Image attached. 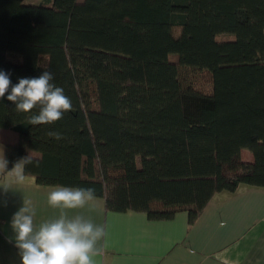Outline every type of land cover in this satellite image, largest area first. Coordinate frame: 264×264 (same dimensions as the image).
Instances as JSON below:
<instances>
[{"label": "trees", "instance_id": "trees-1", "mask_svg": "<svg viewBox=\"0 0 264 264\" xmlns=\"http://www.w3.org/2000/svg\"><path fill=\"white\" fill-rule=\"evenodd\" d=\"M0 70L49 71L72 102L31 125L38 109L0 99L7 170L29 157L40 184L191 222L219 192L264 187V0H0Z\"/></svg>", "mask_w": 264, "mask_h": 264}, {"label": "crops", "instance_id": "crops-1", "mask_svg": "<svg viewBox=\"0 0 264 264\" xmlns=\"http://www.w3.org/2000/svg\"><path fill=\"white\" fill-rule=\"evenodd\" d=\"M26 1L39 4L43 0ZM0 148L5 157L2 141ZM242 156L254 160L248 149H243ZM24 175L22 184L7 191L0 187V264H20L10 222L24 200L35 208L37 227L60 212L47 203L54 185ZM6 179L0 175V185ZM96 197L85 208L68 210L69 216L83 215L106 230L103 254L93 257L94 264H264V187L241 184L235 192H219L193 222L185 210L155 219L143 211L109 210L105 199Z\"/></svg>", "mask_w": 264, "mask_h": 264}, {"label": "clouds", "instance_id": "clouds-1", "mask_svg": "<svg viewBox=\"0 0 264 264\" xmlns=\"http://www.w3.org/2000/svg\"><path fill=\"white\" fill-rule=\"evenodd\" d=\"M53 80V74L44 71L38 77L19 78L13 84L10 73L0 70V99L6 96L18 112L29 113L38 109V114L29 119L31 125L55 123L72 110V102ZM49 136L62 139L58 132H49ZM32 162L26 157L7 170L8 161L0 148V175L8 178L0 187L7 191L14 184H22L24 170ZM96 199L94 188L54 185L48 192L47 203L59 209V215L42 222L39 227L34 222L32 202L24 200L10 222L20 264H94L93 257L103 254L101 242L106 237V230L83 215L69 216L68 210L85 208Z\"/></svg>", "mask_w": 264, "mask_h": 264}]
</instances>
